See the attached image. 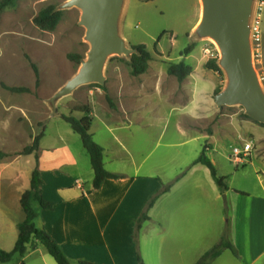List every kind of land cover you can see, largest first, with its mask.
Segmentation results:
<instances>
[{"label": "crops", "instance_id": "1", "mask_svg": "<svg viewBox=\"0 0 264 264\" xmlns=\"http://www.w3.org/2000/svg\"><path fill=\"white\" fill-rule=\"evenodd\" d=\"M121 35L126 40L122 27ZM153 62L152 56L148 71L133 79L114 70L115 87L107 88L114 108L100 91L90 92L92 98L82 104L91 109V133L104 148L105 169L121 178L106 179L95 190L91 159L81 139L72 145L62 135H44L38 160L31 154L0 161V249L11 252L16 246L18 226L26 218L21 198L38 167L42 196L55 206L44 210L35 205L36 227L45 230L73 264H138V254L145 264H197L220 242L226 226L238 256L226 250L212 264L264 262V181L259 173L239 176L224 201L210 169L194 164L208 145L206 155L218 174L233 176L220 172L212 157L219 149L218 138L203 126L216 105L214 76L185 62L192 72L180 84L167 67L151 71ZM245 127L239 137L254 136L245 141L255 148L264 130L252 123ZM0 143H5L0 150L7 154L13 149L6 140ZM192 145L194 152H183ZM256 158L254 149L251 164ZM158 194L136 239L138 221ZM22 262L57 264L38 241L29 245L25 258L15 257L8 264Z\"/></svg>", "mask_w": 264, "mask_h": 264}, {"label": "rangeland", "instance_id": "2", "mask_svg": "<svg viewBox=\"0 0 264 264\" xmlns=\"http://www.w3.org/2000/svg\"><path fill=\"white\" fill-rule=\"evenodd\" d=\"M2 1L0 0V4ZM69 1L15 0L13 6L0 10V139L6 140V145L13 148L8 153L11 157L22 153L44 131L50 138L62 135L72 145L75 140L80 141V136L61 115H70V108L88 102L92 98L90 92H104L97 87L101 86L99 84L80 87L58 101V116L53 114V108L49 104L54 94L80 69L81 63L77 65L69 59V55L77 54L85 60L90 45L85 40V28L79 25L81 10L76 7L63 10L62 22L54 32L40 30L33 20L42 8L48 5L60 8ZM201 10L200 0H123L120 20L122 19L123 36L129 47L144 44L153 56L151 71L168 68L169 65L182 61L189 62L196 70L210 72L214 76L213 81L218 84L215 91L217 95L226 88L228 78L225 73L220 76L206 68L210 60L220 61V51L213 40L192 37L200 21ZM262 30L264 33V10ZM163 32L166 33L158 43V54L155 44ZM191 44H195L194 50L188 55H182L184 49ZM262 51V63L255 68L264 92V34ZM129 62L126 56L113 55L107 59L104 67L106 88L115 87V69H120L126 80L133 79ZM32 64L38 68V84ZM5 86L27 87L31 92L16 94ZM187 101L188 98L183 100L184 103ZM212 112L211 121H204L203 126L205 131L218 138L219 149L212 157L216 159L221 173L233 175L226 176L228 185L239 182L241 175L255 177V173H259L264 181V138L256 142L254 149L258 158L253 160V164L250 162L237 167L229 156V150L231 155L234 146H242L245 140L254 138L246 134L244 140L240 139L239 136L246 131V124L252 123L263 130L264 124L248 117L242 106L219 110L214 105ZM72 115L76 118L79 116L76 112ZM0 149H5V143H0ZM194 149V145L188 146L183 152L192 153ZM243 188L246 189L245 186Z\"/></svg>", "mask_w": 264, "mask_h": 264}, {"label": "water", "instance_id": "3", "mask_svg": "<svg viewBox=\"0 0 264 264\" xmlns=\"http://www.w3.org/2000/svg\"><path fill=\"white\" fill-rule=\"evenodd\" d=\"M258 0H202L203 18L192 34L211 38L220 51L218 65L227 75L226 88L215 96L219 110L242 106L252 120L264 124V92L256 72L251 33ZM123 0H70L58 11L81 10L79 25L86 30L90 45L88 57L81 60L76 75L49 100L56 115L58 101L82 86H105L104 67L110 56H126L130 61L137 51L121 35ZM226 200V194L223 195Z\"/></svg>", "mask_w": 264, "mask_h": 264}, {"label": "trees", "instance_id": "4", "mask_svg": "<svg viewBox=\"0 0 264 264\" xmlns=\"http://www.w3.org/2000/svg\"><path fill=\"white\" fill-rule=\"evenodd\" d=\"M15 0H3L0 4V10L3 11L8 6H13ZM63 19V11H58L55 5H48L42 8L39 13L35 16L33 22L34 24L42 31L54 32L57 27L60 25ZM166 32H163L157 43L155 44V51H157V46L163 35ZM133 49L137 51L136 54L132 55L131 61L129 62V67L131 68V75L133 77H139L145 74L149 69L150 61L152 60V55L148 51L147 47L144 44L131 46ZM195 48V44H191L186 47L182 53V55L190 54ZM159 54V52H158ZM69 59L74 61L77 65L81 63L82 57L77 54H70ZM34 69L37 84L39 82V72L36 65L32 64ZM206 68L210 71L218 73L220 76H223L224 73L220 66L218 65V61L210 60L206 64ZM167 72L170 76H174L177 78L178 82L181 84L183 81L187 79V77L192 72V67L187 65L185 62H180L176 64H171L167 68ZM101 90L106 93V100L110 104L112 108L115 107L112 99L107 94V88L105 86H97ZM7 90L16 94H25L30 93V89L27 87H8L5 86ZM219 93V92H218ZM81 113L83 117L78 119L74 117L73 113ZM91 109L88 105H78L71 108L70 115H61V118L70 125L71 129L80 136L83 147L88 152L91 164L94 170V180L93 187L95 190L101 188L102 184L106 179H119L122 176L119 174H112L105 169L104 166V148L99 145L93 138L91 133L92 128V118L90 117ZM45 133L42 132L38 136H36L33 140V143L30 146L24 148L22 153L17 155H31L34 154L36 160H38V152L40 149L41 139L44 137ZM207 147L205 146L200 157L194 162V164L201 163L207 166L212 174L213 179L217 183L222 194H225L229 191V185L227 181V177L220 176L215 168L214 164L206 155ZM11 157L9 154L0 150V161L5 158ZM42 180L41 173L38 170V167L35 168L32 174L31 186L30 189L27 190L21 198V205L26 215V218L23 223L18 226V240L16 246L13 251L7 252L0 249V262L3 264H8L13 261L15 257H18L20 260L25 258L28 253L29 245L32 242L38 241V243L43 246L47 252L55 258L57 264H73L64 254L61 247L50 237V235L45 231L38 229L35 224V219L38 216V210L35 205H38L39 208L44 210H52L55 206V203L46 201L42 196ZM170 186L164 189L163 192L169 191ZM159 194L151 198L147 205L146 212L141 216L138 221L136 236L138 237V232L141 229V226L144 221L148 220V211L154 206L156 200L158 199ZM225 214L227 219L229 218V209L226 207ZM226 250H230L236 257L238 256V251L235 246L230 242L228 238V226L225 227L224 233L221 237V240L218 244H216L209 252L204 254L202 258L198 261L197 264H212L218 257L222 255V253ZM138 264H145L140 256L137 255ZM20 264H25L24 262ZM77 264H95L89 261L80 260Z\"/></svg>", "mask_w": 264, "mask_h": 264}, {"label": "built area", "instance_id": "5", "mask_svg": "<svg viewBox=\"0 0 264 264\" xmlns=\"http://www.w3.org/2000/svg\"><path fill=\"white\" fill-rule=\"evenodd\" d=\"M264 10V0H258L251 33L252 51L254 64L261 65L263 58L262 41V13ZM254 152V143L252 141H245L242 146H234L231 150L230 159L237 166L242 167L250 163L252 153Z\"/></svg>", "mask_w": 264, "mask_h": 264}, {"label": "bare ground", "instance_id": "6", "mask_svg": "<svg viewBox=\"0 0 264 264\" xmlns=\"http://www.w3.org/2000/svg\"><path fill=\"white\" fill-rule=\"evenodd\" d=\"M200 1H201V4H202V10H201V17H200V19H202L203 18V2H202V0H200Z\"/></svg>", "mask_w": 264, "mask_h": 264}]
</instances>
